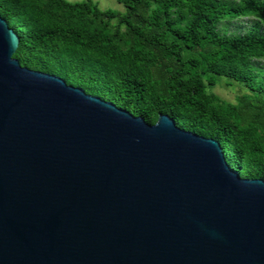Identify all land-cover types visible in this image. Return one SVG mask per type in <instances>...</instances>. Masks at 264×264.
I'll use <instances>...</instances> for the list:
<instances>
[{
	"label": "water",
	"instance_id": "water-1",
	"mask_svg": "<svg viewBox=\"0 0 264 264\" xmlns=\"http://www.w3.org/2000/svg\"><path fill=\"white\" fill-rule=\"evenodd\" d=\"M0 17V264H264V181L165 114L21 67Z\"/></svg>",
	"mask_w": 264,
	"mask_h": 264
},
{
	"label": "trees",
	"instance_id": "trees-1",
	"mask_svg": "<svg viewBox=\"0 0 264 264\" xmlns=\"http://www.w3.org/2000/svg\"><path fill=\"white\" fill-rule=\"evenodd\" d=\"M0 0L21 67L60 77L141 118L219 143L241 178L264 181V0ZM253 20L243 33L219 24ZM245 92L234 103L212 88Z\"/></svg>",
	"mask_w": 264,
	"mask_h": 264
},
{
	"label": "rangeland",
	"instance_id": "rangeland-1",
	"mask_svg": "<svg viewBox=\"0 0 264 264\" xmlns=\"http://www.w3.org/2000/svg\"><path fill=\"white\" fill-rule=\"evenodd\" d=\"M69 2H76L81 0H67ZM97 3L98 7L101 9H111L115 11H123V7L116 2V0H92ZM253 20L249 18H240L231 22H225L219 24L218 28L224 27L227 34H238L243 33L252 25ZM259 67L264 69V60L255 62ZM212 92L216 94L220 99L234 103L237 95L245 92L239 87H228L224 83H220L212 88Z\"/></svg>",
	"mask_w": 264,
	"mask_h": 264
}]
</instances>
